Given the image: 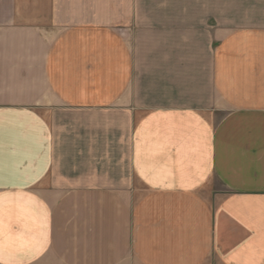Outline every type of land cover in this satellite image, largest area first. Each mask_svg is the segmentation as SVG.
<instances>
[{
	"label": "crops",
	"instance_id": "0c3cea01",
	"mask_svg": "<svg viewBox=\"0 0 264 264\" xmlns=\"http://www.w3.org/2000/svg\"><path fill=\"white\" fill-rule=\"evenodd\" d=\"M173 1L0 0V264H264V0Z\"/></svg>",
	"mask_w": 264,
	"mask_h": 264
},
{
	"label": "rangeland",
	"instance_id": "374dc122",
	"mask_svg": "<svg viewBox=\"0 0 264 264\" xmlns=\"http://www.w3.org/2000/svg\"><path fill=\"white\" fill-rule=\"evenodd\" d=\"M184 1L185 0H175V1H173L174 10H179L180 7L178 5L181 4V3H184ZM193 1H195V0H190L191 4H192ZM237 1H239V0H222V17H223V21H224V19L230 21V17L234 18V19H238L239 18V11L241 10V7H240V5H239V3ZM191 9H193L192 11H194V13L197 12L196 8H191ZM251 9H253V8L251 7Z\"/></svg>",
	"mask_w": 264,
	"mask_h": 264
}]
</instances>
